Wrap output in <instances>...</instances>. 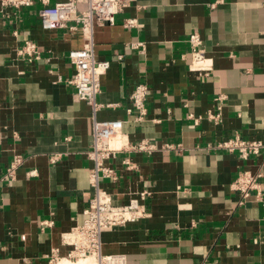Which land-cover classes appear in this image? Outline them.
<instances>
[{
	"label": "crops",
	"instance_id": "crops-1",
	"mask_svg": "<svg viewBox=\"0 0 264 264\" xmlns=\"http://www.w3.org/2000/svg\"><path fill=\"white\" fill-rule=\"evenodd\" d=\"M42 6H0V264L84 263L66 258L61 235L83 222L93 194L91 108L68 84L74 69L67 55L85 39L80 28L43 30ZM129 18L135 27L123 26ZM192 32L211 60L207 75L188 69ZM26 41L38 60L17 55ZM90 41L94 59L109 63L96 118L123 121L113 144L179 145L120 152L106 162L116 179H101L100 189L117 206L146 192L139 201L147 215L104 231L101 253L122 255L125 264H264V209L256 198L264 200V177L244 203L231 188L262 155L241 159L215 148L235 135L264 140V0H135L112 23L94 24ZM133 42L143 43V53ZM138 84L148 88L141 121L128 101ZM217 112L215 124L207 116ZM53 155L59 159L51 163ZM15 156L20 166L2 179ZM53 253L58 259L50 263Z\"/></svg>",
	"mask_w": 264,
	"mask_h": 264
},
{
	"label": "built area",
	"instance_id": "built-area-1",
	"mask_svg": "<svg viewBox=\"0 0 264 264\" xmlns=\"http://www.w3.org/2000/svg\"><path fill=\"white\" fill-rule=\"evenodd\" d=\"M35 1H40L43 4L39 11L40 26L43 30L80 28L85 39L82 48L71 50L67 55L74 69L68 84L74 88L78 99L84 101L91 108V143L90 148L86 151V157L92 162V167L89 170V181L93 194L88 207L84 210L85 218L83 222L61 235L62 244L70 247L66 258L69 260H85L91 257L94 259L95 264H125V258L122 255H103L101 253V234L104 231L136 223L145 218L147 215L146 207L139 199L143 201L148 194L142 192L139 194V199L132 198L126 205H113L110 195L101 190L99 186L101 179L111 181L116 179L114 169L108 166L106 162L120 152L151 154L157 150L179 149V145L173 144H163L157 147L147 140L116 147L113 140L120 137L123 121L118 119L98 120L96 118L102 105L96 103L95 98L100 92V77L108 69L109 63L108 61H96L94 59L90 41L91 29L94 24L112 23L114 16L121 13L135 0H63L52 6L48 5L46 0H0V6L3 9L10 7L18 11L22 7L32 6ZM214 6L215 3L211 4L210 8H214ZM123 26L133 28L136 26V20L132 18L125 19ZM187 42L190 48L189 71L199 75H207L212 69V64L211 60L205 56L201 35L198 32H192L188 36ZM130 48L137 50L140 54L144 51V45L141 42L131 43ZM16 53L19 58L28 61L40 58V52L36 45L29 41L21 45ZM117 58L121 60L122 56L117 55ZM147 93V86L138 84L128 96L129 103L138 112L136 121H141L145 115ZM222 99L223 96L216 98L218 110ZM207 118L215 124L220 119L218 112L209 113ZM215 148L236 153L241 159L262 155V161L254 172L240 171L231 184V188L240 194L239 204L244 203L250 192L259 190L261 186L260 179L264 177V140H250L235 135L218 142ZM58 159V155H53L50 157V162L54 163ZM21 162V157L15 156L2 179H12ZM123 163L127 169L133 168L127 158L123 160ZM33 174V172H30L29 176ZM256 198L261 202L264 209V200L259 193L256 194ZM41 224L44 225L46 222ZM57 259L56 253H53L49 258V262L52 263Z\"/></svg>",
	"mask_w": 264,
	"mask_h": 264
},
{
	"label": "bare ground",
	"instance_id": "bare-ground-1",
	"mask_svg": "<svg viewBox=\"0 0 264 264\" xmlns=\"http://www.w3.org/2000/svg\"><path fill=\"white\" fill-rule=\"evenodd\" d=\"M83 261H84L83 264H95L94 259L91 258V257H89V258H87V259H85ZM63 264H71V263H68V261H67V262H63Z\"/></svg>",
	"mask_w": 264,
	"mask_h": 264
}]
</instances>
